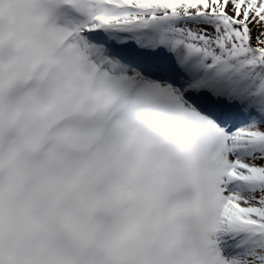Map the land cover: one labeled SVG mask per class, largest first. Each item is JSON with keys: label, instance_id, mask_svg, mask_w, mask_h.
<instances>
[{"label": "snow or ice", "instance_id": "6c2138e0", "mask_svg": "<svg viewBox=\"0 0 264 264\" xmlns=\"http://www.w3.org/2000/svg\"><path fill=\"white\" fill-rule=\"evenodd\" d=\"M0 264H264V0H0Z\"/></svg>", "mask_w": 264, "mask_h": 264}]
</instances>
